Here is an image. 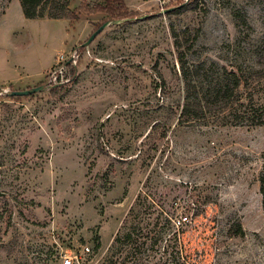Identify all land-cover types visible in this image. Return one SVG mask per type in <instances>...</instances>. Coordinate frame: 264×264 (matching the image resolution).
Segmentation results:
<instances>
[{"label": "rangeland", "instance_id": "1", "mask_svg": "<svg viewBox=\"0 0 264 264\" xmlns=\"http://www.w3.org/2000/svg\"><path fill=\"white\" fill-rule=\"evenodd\" d=\"M124 4L134 15L83 45L107 14L27 19L0 0V264H264V125L181 116L264 50V0ZM128 228L133 246H114Z\"/></svg>", "mask_w": 264, "mask_h": 264}, {"label": "trees", "instance_id": "2", "mask_svg": "<svg viewBox=\"0 0 264 264\" xmlns=\"http://www.w3.org/2000/svg\"><path fill=\"white\" fill-rule=\"evenodd\" d=\"M72 0H19L22 14L27 19H69L78 20L80 15L105 13L111 20L123 19L133 16L134 12L125 7L124 0H100L89 2L81 0L78 7L70 8ZM184 7L176 8L180 11ZM194 7V6H193ZM108 19H102L95 25V31ZM83 46V45H82ZM81 46V47H82ZM228 74L220 80L212 81L200 99L182 105L181 116L197 111H227L230 115V123L234 125L258 126L264 125V100L258 96L259 86L264 81V50L255 54L253 65L243 68L239 66L235 70H228ZM190 117V116H189ZM260 192L264 207V176L261 177ZM187 221V217L185 219ZM184 220V221H185ZM182 221L180 225H184ZM176 233V232H175ZM173 233V234H175ZM131 228L118 234L114 246L122 244L123 249L132 247ZM180 244L184 247L185 238H180ZM181 247V248H182ZM185 251V249H184Z\"/></svg>", "mask_w": 264, "mask_h": 264}, {"label": "built area", "instance_id": "3", "mask_svg": "<svg viewBox=\"0 0 264 264\" xmlns=\"http://www.w3.org/2000/svg\"><path fill=\"white\" fill-rule=\"evenodd\" d=\"M78 57L79 50L75 47L71 48L67 54H60L57 58V62L48 70L46 74L47 85L56 86L62 84L64 81H68V71L70 68L74 69L77 64ZM178 223H181V221H178ZM82 252L84 254H88L90 252V248L87 246L83 247ZM78 259L77 254L68 252L62 256L61 264H75L79 262Z\"/></svg>", "mask_w": 264, "mask_h": 264}, {"label": "water", "instance_id": "4", "mask_svg": "<svg viewBox=\"0 0 264 264\" xmlns=\"http://www.w3.org/2000/svg\"><path fill=\"white\" fill-rule=\"evenodd\" d=\"M122 19H115V20H107L105 21L103 24H101L95 31L92 32V34L89 36V38L86 40V42L83 44H88L91 42V40H93V38L100 33L107 25L111 24V23H118L120 22ZM44 89L43 85H38L32 88H28V89H24V90H13L11 91L9 94L11 96H24V95H28V94H32L35 93L39 90ZM3 195V192L1 190V176H0V196Z\"/></svg>", "mask_w": 264, "mask_h": 264}, {"label": "crops", "instance_id": "5", "mask_svg": "<svg viewBox=\"0 0 264 264\" xmlns=\"http://www.w3.org/2000/svg\"><path fill=\"white\" fill-rule=\"evenodd\" d=\"M89 1H90V2H94V1H97V0H89ZM124 1H125V0H124ZM145 4H146V3H145ZM74 46H75V45H74ZM50 67H51V66H50ZM50 67H49V68H50ZM42 77H43V76H42ZM42 77H41V78H42ZM41 78H40V79H41Z\"/></svg>", "mask_w": 264, "mask_h": 264}]
</instances>
